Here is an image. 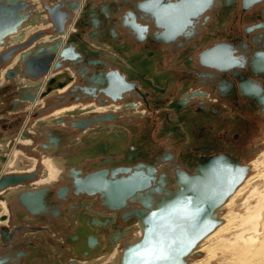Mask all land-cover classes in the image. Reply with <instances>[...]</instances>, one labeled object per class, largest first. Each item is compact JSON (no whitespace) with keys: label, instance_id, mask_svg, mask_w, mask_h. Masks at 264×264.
<instances>
[{"label":"flooded vegetation","instance_id":"af4514ba","mask_svg":"<svg viewBox=\"0 0 264 264\" xmlns=\"http://www.w3.org/2000/svg\"><path fill=\"white\" fill-rule=\"evenodd\" d=\"M89 1L90 8L99 10L100 13L105 16L103 5H99V3L94 2V0ZM128 1L130 2L131 8L124 9L121 19L122 24L128 27V33L134 37L133 39L126 41L129 42L131 48H139L138 54H130L129 57H127L128 60L123 59V62H120V59H118L116 62L117 57L113 52L116 51L119 53L120 48L112 45L113 47L110 48V52L107 51L108 55H104L106 59L114 63L108 65L106 62L102 61L99 56H95V51L92 49L94 46L87 43V41L85 43L75 41V48H73L74 44L71 45V42L74 41V39L73 36H71V42L68 46L69 51L65 53V59L57 57L56 61L62 64L58 70H61L63 66H68V68L73 69L74 75H77L78 77L76 78V81L72 83V87L65 95L56 96L57 98L54 99L55 101L53 104L60 103L56 100H63L64 98H68V100L69 98L74 99V101L77 102L80 99L89 98V100H94V103L99 106H120L119 110L114 114L105 113L103 115H90L87 118H75L72 121V127L76 128L75 131L81 132H79L78 135L84 137L87 134H91V130L94 129L101 132L104 131L110 123L113 124L114 127L119 126V124H121L119 122L121 121H119V118L117 119V117L125 109H129L134 116H137V114H140L137 112L140 105L138 101H142V99L144 100L146 94H152L154 96L152 101L155 108H161L165 105L166 108H168V110H166L167 113H165L166 116L162 119V124L166 122V126H163L164 128L160 129L159 134L168 142L166 147L167 151L162 157H149L147 153H141V146L138 144L133 148L126 150V153H120V150L117 152L106 153V149L110 148L107 144H102L101 140H88L80 136L82 139L81 143H84V146L88 148L85 152L89 155L87 156V159L93 160L90 162L88 161L89 163L83 161L81 163L78 162L69 165L70 167L65 172L67 175H64L65 177L63 178L66 182L63 184V187L61 186L57 189L58 195L62 199H66L68 195H75V193L78 192V183H75V178H83L99 171H107L109 174L115 172V177L118 178L123 175V173L119 172L121 169L130 168L131 172H134L136 165H141L139 170L142 172L147 173L148 168L153 169L154 171L151 175L153 179L151 180L150 188L145 193H142L143 197L151 196L153 198V204L160 199L172 197L178 189L186 191L187 198L195 197V194L191 193V188L197 186L207 195H213L212 188H214V194L215 191L216 194H220L222 191L227 190V187H229L234 179L238 177L239 173L236 169H246L245 176L239 185L234 188V192L241 183L244 182L250 169L249 165L244 161L249 153L247 150L248 148L245 147L247 146L248 141L242 134L243 132H248L253 126L249 120L247 122L250 125H242L241 122L244 118H242L241 115L248 114L254 117L258 114L256 110L260 113L264 112V46L263 50L259 49L253 51V55H250L249 51L251 50H248L250 46L246 44L245 41H240L239 38H227L225 35L226 33L223 31V25L220 24L223 22L222 16L227 13L228 10L229 12L233 9H241L245 11L254 3L259 1L264 2V0H205V2L207 4L209 2V4L204 12L191 19L190 23L185 20V26L182 29L180 28L178 32L175 29L173 32L170 30V32L167 33H164L163 28L161 29L157 27L155 18L152 14L151 16L145 15L138 8V4L145 1H151L148 5V9L151 13L156 11L167 12V10L171 8H180L176 5L183 0ZM198 1L199 0H195L194 4L193 2H188V4H193L199 8L200 4ZM125 2L127 3V0H125ZM126 3L123 5L115 4V13L108 12L106 15V19L108 17L110 21V27L108 30L109 35L104 38L106 42L113 39L114 41L117 39L123 40V38H120L113 33V20L114 14L124 8L127 5ZM218 8L223 13L221 14V19L217 20V23H213L212 18H214V11L218 10ZM182 9H187V7ZM133 20L140 23L143 27H146L145 25L148 27L139 32L132 28ZM147 20L151 22L150 28L149 24L146 22ZM109 21L107 20V22ZM90 26L95 28L93 19L90 22ZM250 29L251 26H248L244 29V32L247 33ZM55 30L56 29L53 30V33ZM79 35L80 34H78V36ZM87 37L90 39L88 41H93V43L94 40H99L94 31H90L89 33L87 31ZM133 41H135V43H133ZM211 43H213V45ZM89 46H92V48H89ZM218 46H221L222 49L228 51H235L234 56H236L239 61V63L236 64V67H233L226 72L218 71L215 67L209 64L229 63L217 62V60L212 59L214 58L212 55L206 57L204 60L205 63L201 62V55L204 52L212 50ZM164 47H173L176 50L182 48V50L195 49V51H199V53L195 54L192 59L190 58L185 62H181V65L190 68L191 63V68H193L195 75L202 77L203 79L211 80L212 84L209 85L210 90L204 89L208 90L206 91L208 94L204 91H193L192 84L188 83L186 80H182L183 78H179V80L182 81L178 82L181 85V88H179L178 91L177 88L172 85L174 78L172 76L170 77L166 70L160 73L157 72V65L154 63L155 60L153 56L156 58L159 57V53H163L161 49H164ZM6 51L7 50H5L0 57L4 58ZM143 55L144 57L147 56L151 63L147 60H141ZM70 57H74L75 61L70 59ZM193 63H197L198 67H194ZM95 68H101V70L92 71V69ZM116 70H120V74L124 77L122 80V91L119 93L113 91L104 93L103 90L108 89V85L105 84V81H107L105 78ZM88 72L90 73L88 74ZM63 73H65V71H62V73L59 74ZM153 73L156 75H152ZM109 78L113 79L114 76L111 75ZM159 78H163L165 81L161 82L159 81ZM62 79L64 80L63 77ZM169 79H171V81H169ZM170 91L173 93V96H171L165 103V101L162 100L164 99L163 96H168ZM175 91H177L176 94L178 95L175 94ZM180 91H186L184 94L185 96L180 95ZM31 95L28 93L24 96L28 97ZM205 97H207V99ZM212 97H214V99ZM192 99H195L194 103H191ZM222 101L229 103L232 108H237L236 110L239 112L236 111L229 114V117L226 116V119L223 118L224 111L221 106L218 105L220 103L224 104ZM189 103L195 106L200 117H196V114L189 113L191 114L188 118L189 122L181 123V121H183V115L182 113L177 115L176 112H179L177 110L180 108H191V104L189 105ZM170 110L176 113V117L169 114ZM34 112L39 113V110L36 108L34 109ZM179 125H183L186 130L183 132H177ZM162 131L165 132L163 133ZM8 134L13 133L9 132L7 125H2L0 128V139L8 137ZM15 134L16 130L13 136H15ZM97 135H101L102 139L106 137L103 132ZM114 139L116 141L118 140L116 136H114ZM133 141L134 143L140 142L137 137H134ZM42 147H46V144L43 142L40 143V148ZM39 150L44 151L42 149ZM50 151L54 152L52 149H50ZM99 153L104 154H101V157L99 158H96L95 156L92 157V155ZM4 158L5 156L1 149L0 161H3ZM36 174L37 171L25 176H35ZM207 174L208 176H206ZM177 176L185 180V182H182V185H178ZM197 178L198 182L195 183ZM206 181L208 186L205 184ZM65 184H67V186H65ZM86 198L93 200L92 203H94V205L97 204V206L104 209L106 212L113 213L107 209V205L104 203L105 199L102 198L101 195L98 194ZM223 205L220 207V212H222L221 208ZM132 207L135 206L133 205ZM132 207L130 209H132ZM114 212L116 213V216L127 225V227H129L128 225L131 223L134 224L136 222L127 209H119ZM220 217L221 213L219 219ZM127 227L123 230L125 235L126 232L128 233L132 230ZM59 254L61 253L59 252Z\"/></svg>","mask_w":264,"mask_h":264},{"label":"rangeland","instance_id":"374dc122","mask_svg":"<svg viewBox=\"0 0 264 264\" xmlns=\"http://www.w3.org/2000/svg\"><path fill=\"white\" fill-rule=\"evenodd\" d=\"M84 1L86 2V6H84L82 8V10L79 14V21L76 23V25L79 27V31L74 30L75 32L72 35L74 41L71 42V45L74 44L73 48H75V44H76L75 41H81L84 43L87 41V43L93 44V41L92 42L88 41L90 39L87 37V31L85 29V28L89 27V28H91L90 31H94L95 35L99 39L98 40L99 42L97 40L94 41V43L97 44V46L93 45L94 47L92 48L95 51V56L96 57L99 56L100 59H102V61L106 62L108 65L114 64V63L110 62L108 59H106L104 56V55H108L107 54L108 50L101 52L100 50H104V48H102L101 46H98V45H104L105 43L107 44V42L104 38L106 36L108 37V35H109V32H108L109 29H107L108 26L106 24L107 20L109 21L108 17L106 19V15L108 14V12L105 11V16L102 15V13H97V14H95L94 18L93 17L92 18L91 17L85 18V15L84 14L82 15V12L84 9H87V10L90 9L93 11H97V10L90 8V1L89 0H76V2H80V3L84 2ZM102 1L103 0H94V2H98L99 5L103 4ZM27 2L29 3V10H28L29 12H27V14H29L28 19L30 21H34L35 23L33 26H35L37 24V22H39L38 17L35 19L33 18L35 16V12H36L35 11L36 5L31 3L30 0H27ZM59 2L63 3V2H66V0H61V1L60 0H56V1H53V0H51V1L50 0H42L41 1L40 0L41 8L43 10L42 14H45L47 17V19L44 21L45 23H47V25H49V23H51V21H50L48 15L46 13L44 5L48 4V5L52 6L54 3H59ZM124 3H126L125 0H123V1L116 0L114 2V5L115 4L123 5ZM126 4H127L126 5L127 7L125 6L119 12L114 14V20H113V33H115L118 37L123 38V40L117 39L120 42H125L126 40L134 38L131 36L130 33H128V31H129L127 29L128 27L124 26L122 24L121 15H122V13H124L123 12L124 9H130L131 8L130 2L128 0H127ZM98 8H99V6H98ZM114 8H116V7H114ZM222 13L223 12L220 11L219 8H218V10L214 11V15H213L214 18H212L213 23H217V20L221 19ZM74 15H73V17H74ZM73 17H72V19L68 20L66 25L70 26L73 24V20H74ZM222 18H223L224 24H223V22H221L220 25H223L224 29L223 28L222 29L226 33L225 35L227 36V38L228 37L229 38H239L240 41H245V43L251 47V48L249 47V49H248V50H251V51H249L250 55H253V51H256L259 49L263 50V46H264V2H262V1L256 2L249 9H247L245 11L241 10V9H233L229 12V10H228L227 13H225L222 16ZM92 19L94 21L95 28L90 26V22ZM40 23H41V21H40ZM40 23H39V26H40ZM85 23H88V25H85ZM248 26H251V29L247 33H245L244 29ZM28 27H32V26L22 27L21 30H23L24 28H28ZM44 28L45 27H42L40 29H34V31L25 40L22 41L23 44H27L28 41L33 36H35L39 32H43V34H41L39 38L35 39L32 42V44L28 45L25 49L30 48L33 44H35L37 41H39L43 37H46L49 35L50 36L55 35L53 33V30L56 29L55 27L54 28L48 27L45 29ZM90 31H88V33ZM78 34H80V35L78 36ZM62 38H63V36H62ZM227 38H226V40H227ZM52 43L53 42L50 41V42H44V43L42 42L41 44L42 45L45 44L46 46L45 45L44 46L46 48H48L51 46ZM64 43H65V41L61 42V45H64ZM133 43H135V41H133ZM211 44L213 45V43H211ZM13 46H15V44L14 45H8L6 48L4 47V48L0 49V55H2V53L5 50L10 49ZM97 49H99V50H97ZM24 50L14 52L12 58L7 60L6 62L0 61V99H1L2 103H4L6 105V107L0 109V128L2 125H7L9 132L13 133V134H8L7 135L8 137H3L2 139H0V145L5 144V143H1V142H3L4 138H8L6 141L8 145L6 144L5 148L3 149V155L5 156V158L8 156L7 151L9 152V149L11 150V147L14 145V142H16V143L18 142L17 145L19 147H16L15 149H13V151L17 149V151L18 150L21 151L23 153V155L26 156L27 158H30L33 160L36 159V160H34L36 162L34 169H35V171H37V174L35 176H33L32 180H29L26 183H20L17 187H19L21 185L22 186L26 185L29 182H30L29 184H31L32 182L41 179L45 175L44 166H43V163H41V160L45 156L51 157L54 160L55 165L59 164V166L57 165L58 166L57 169H58V171H60L61 177H59V178H61L62 180L61 179L59 180V178L57 179V177H56L57 180L55 179V181L53 182V183H56L54 185L52 183V185L48 184V185L44 186V188L42 187L41 189H39L40 188L39 186L32 188L34 190H31V193L33 191H37V190H43V191L47 190V191H49L48 195H50L49 199H48L47 195H43L42 198L40 199L41 207L43 208V211H45L42 215L34 217V215L30 214L31 218L38 219L39 224L28 225L26 223H20V224H14V225H9V224L7 225V224L0 222V238H2V236H3L1 232L5 230V234L7 237L9 235L13 236L11 242H13V243L15 241H19L21 243L23 242L22 245L24 247L31 248L30 254H32L33 259L35 258L37 261L40 260L38 262V264H41V258H43V262L46 261V263H43V264H51V263L55 264L56 262H57L56 264H69V263L75 262L74 260H76V264L85 263L86 262L85 259H87V257L84 254L79 253V251L81 252L82 250L86 251V253H90V255L93 254L92 255L93 257L97 253H99V254L103 253V255L104 254H108V255L110 254L111 255V252H114L113 250H115V254L117 252H118L117 254H120L122 251L123 245L126 242H130L135 237L137 232H139V229H137V228L133 229L134 232L131 231L130 234L125 235L123 233V230L126 229L127 225L124 222H122L118 218V216H116L115 218H112L114 216L112 214H115V212H113V213L105 212V216H103L101 213V212H103L101 210V208L99 206H97V204L94 205V203H92L93 200H91L89 198L86 200L85 196H76V195H68L67 196L66 195L67 196L66 199L56 198V195L58 194L57 189L61 186L63 187L64 186L63 184L66 182V180H64L63 178L65 177L64 175H67L65 172L70 167L69 165H72L73 163L75 164L78 162L81 163L83 161H87L86 163H89L90 161L93 160V159H90V160L87 159V156H89V155L86 154L85 152L87 151L88 148L86 146H84V143H81L82 142V139L80 137L81 135H78V133L80 131L77 132V131H75L76 128L72 127V123H73L72 121L74 119H72L71 116H68L63 121L61 120L62 122L61 121L56 122L55 127L52 126L48 122H45L44 123L45 125L44 124L38 125V123H40L42 119L46 120V118L49 115L53 114L58 109L69 107L70 105H73V104L94 103V100H89V98H88V99H82V100L80 99L77 102V101H74V99L69 98V100H68V98H64L63 100L62 99L56 100V101H59L60 103L53 104L55 101L54 99L57 98L56 96L48 97L45 99L42 98V100H40L38 102V104H35V108H34V109L37 108V110H39V113L34 112V109L29 107L30 104L28 101L19 99L20 95H25L28 93L32 94V92L34 91L32 89H29V91H26L29 87L25 83L22 84V82L20 81L19 78L18 79L16 78L17 76H19L20 73L25 74L24 68L18 69L17 66H13L12 69H14V70L17 69L16 71H18V70L20 71V73H18V75L15 74L13 76V78H11V77L6 78L7 73L3 74L6 71V69L12 65L15 57H17L18 54L23 53ZM161 50L163 51V53H159V57L156 58L153 56V58L155 60L154 63L157 65V72L158 73L166 70L170 77L174 76V80H173L172 85H174V83H177L179 81L186 80V81H188V83L192 84V87L194 89L193 91L198 90V91L206 92V91L210 90L209 85L212 84L211 80L203 79L202 77H198L197 75H195L193 68H191L192 67L191 63H190V68H186V67L181 65V62H183V61L185 62L190 58L192 59L195 54H198L199 53L198 50L197 51H195V49L194 50H188V49L182 50V48L176 50L173 47H170V48L164 47V49H161ZM113 54H114V52H113ZM122 56H123V58H120ZM116 57H117L116 62L118 61V59H120V62L121 61L123 62V59H125L126 57H129V55L117 54ZM141 60H147L148 62L151 63L150 59L147 56L144 57V55L142 56ZM174 61H175V65L173 64ZM197 65L198 64L195 63L193 66L198 67ZM67 68H68V66H63V68L61 70H56L53 73L54 74L55 73L56 74L62 73V71H66ZM94 70H101V68L100 69L99 68L92 69V71H94ZM142 70H143V68H142ZM198 72H199V69H198ZM89 73L90 72H88V74ZM2 74H3V76L1 77ZM68 74L72 77H75V81H76V78L78 77L77 75H74V74L72 75L70 73H68ZM152 75H156V74L153 73ZM179 78L180 79L183 78V79L179 80ZM27 79H29V78H27ZM29 80H31L34 83L37 82V80H32V79H29ZM75 81H73V82H75ZM159 81L163 82L165 80H163V78H161V79L159 78ZM169 81H171V79H169ZM204 89H208V90H204ZM169 93L170 94L168 96H166V97L163 96L164 99H162V100H164L165 103L170 99L171 96H173V93H171V91ZM185 93H186V91H183L180 93V95H184ZM59 96H61V95H59ZM214 97H215V95H214ZM214 97H212V98L214 99ZM205 98L207 99V97H205ZM153 99H154V96L152 94H149V95L146 94L144 100L142 99V101L141 100L138 101L140 103V105H139L137 112L140 114H137V116L136 115L134 116L133 113L129 109H125L122 113H120V115H118L117 119L119 118V121H121L119 123H121V124H119V126H116V127H114V125L111 123L109 124L110 126L107 125V127L104 129V131H102L103 134L106 135L105 138L102 139L101 135H97V134L102 133L101 131H98L97 129L91 130L92 131L91 134H87L86 136H84L82 138H85L88 140H96V139L101 140L102 144H107L110 148V149H106V151H105L106 153L117 152L118 150H120V153H126V150L131 149L135 145L139 144L141 146V153L145 152V153H147V155L149 157H154V158L162 157L163 154L167 151L166 147L168 145V142L166 139L161 137L159 134H160V129L164 128L163 126H166V122L162 124V119L164 116H166L165 113H167L166 110H168V108H166V105L161 107V108H155V106L153 105V101H152ZM194 102H195V99H192L191 103H194ZM165 103H163V104H165ZM191 103H189V105ZM222 103H224V104L220 103L218 105L221 106V108L224 111L223 118H225L226 116L229 117L228 116L229 114H232L236 111L239 112L238 110H236L237 108H232V106H230L229 103H226L225 101H222ZM94 104H96V103H94ZM190 107H191V108H189L190 110L180 108L177 110L179 112L175 111L177 113V115L182 113L183 121H181V123L189 122L188 118L191 115L189 113L196 114L195 115L196 117H200V114L195 109V106L193 104H191ZM256 112L258 114H256L254 117L252 115H248V114H242L241 115L242 118H244V120L241 122L242 125H245V126L250 125L247 122L249 120L253 126V128H251L248 132H243V134H242L243 137L248 141L247 146H245V147H247L248 148L247 150L249 151L248 155L244 159L246 164L249 165V167H250L246 178L253 176L258 172L257 169L253 168L254 166L251 162L253 160H255L258 157V155L264 150V112L260 113V112H258V110H256ZM176 113L172 112L171 110L169 111V114L173 117H176ZM33 127L34 128L36 127L35 130L32 129ZM69 128H71L75 132L71 131V133H70ZM23 129H24V131H26L28 133V135L25 138L17 136L18 134L21 133V131H23ZM15 130H16L17 135L15 134V136H13L15 133ZM184 130H186V129L183 127V125H179L177 132H183ZM40 132H41V134H40ZM162 132L164 133L165 131H162ZM38 135L39 136L42 135V136L39 137ZM55 135H56V137H58L57 140L54 138ZM114 136H116L118 138L117 141L114 139ZM86 137H89V138H86ZM134 137H137V139L140 140V142L134 143V141H133ZM26 140L29 142L23 143ZM41 142L45 143L46 147L40 148ZM61 146H62V148L58 149L57 152H55V151L51 152L50 151V149H53L55 147L57 149ZM39 149H42L44 151H40ZM13 151L11 150L12 153H13ZM50 154H51V156H50ZM101 154H104V153L92 155V157L95 156L96 158H99V157H101ZM60 156H64V157L68 156V158L65 159L63 162H60L61 160L59 162H57L56 160H58L60 158ZM54 157H58V159L54 158ZM5 158L3 159V161H0V170H2V164L5 161ZM23 161H25V160H23ZM56 162H57V164H56ZM8 173H6V175H12L10 172H8ZM18 175H20V174H18ZM24 175H29V174H24ZM55 186H57V189L54 191L55 193L52 194L50 192V190L52 188H54ZM65 186H67V184H65ZM17 187L6 188V190L17 188ZM29 189H30V187L28 188V190ZM6 190H3L0 193L6 192ZM25 191H27V190L23 189L19 193L22 194ZM90 201H91V205L93 204L91 207L95 211V212H93V214H95V216H93L92 221H90L89 217H87L86 215H84L82 212L79 211L82 209H87L85 207V204H87V202H90ZM10 202H12V196L9 199V203ZM54 203H56V205L54 207H51L50 205L54 204ZM73 204L74 205L75 204L76 205L77 204L78 205L83 204V206H82L83 208L81 206H79V207L73 206ZM10 207H9V209H10ZM91 207H89V208H91ZM10 210H12V209H10ZM10 210H9V213H10ZM54 210L55 211L59 210V211H61V213L58 211L57 215H54L53 214L55 212ZM72 211H74V212H72ZM226 212L227 211L223 209L221 212V216L224 215ZM66 215H67V217H70L72 219V220L70 219L71 220L70 222L67 220V222H69V225H68V223L65 222L64 217ZM47 216H48V218H47ZM52 218H55L54 222L58 224L57 230H59V231H56L57 234L56 233L53 234L50 231V228L53 224V222H51ZM84 219H85V221H84ZM43 222H46L48 224L50 223L51 226H49L48 224L43 223ZM82 222H83V224H82ZM85 224L87 225L86 227H85ZM131 225L134 226V228H135V227H137L138 224H137V222H135L134 224L131 223ZM18 227H21V229H19ZM87 227H89V228H87ZM77 228H79L80 230L82 229V231H84L86 229L85 232L88 231L89 234L88 233L85 234V232H82ZM67 231H69V232H67ZM78 231H80V232H78ZM93 232L95 234H93V235L90 234ZM40 233H43V235L48 236V237L52 236L53 242H57V243L59 242V245L57 247H55L57 252H55V253H53L52 251L50 252L48 250V245L46 243L43 244V240H40V238L35 236V235L40 234ZM82 235H86L85 236L86 238L83 239L84 237ZM66 237H67V239H66ZM101 237L103 240H101ZM41 239H42V237H41ZM79 239H81L82 241H79ZM105 239H106V241H105ZM9 240L10 239L8 238V243H9ZM83 240H85V241H83ZM77 241H79V243ZM82 242H84L83 244L85 245V247L83 244H81ZM85 242H86V244H85ZM36 245H38V246L42 245V250L39 249V251H37L38 253L34 249ZM79 245H82V246H79ZM23 246L21 248H19L18 250L24 251L25 248ZM79 247L80 248L83 247V248L80 250ZM77 248H78V250H77L78 252L76 251ZM6 249H7L6 247H0V255H3L2 253L5 252ZM40 250L47 252L46 255L45 254L42 255V252ZM116 250H117V252H116ZM59 252L60 253L62 252V253L59 254ZM64 252H66V253H64ZM48 253L55 254L58 257V260H57V257H53L52 255H50ZM72 255L74 257H72ZM99 257H101V256H99ZM202 257H204V254H202V253H199V255L193 254L190 256V258L188 260V264L191 260L200 259ZM105 264H111V262L108 261Z\"/></svg>","mask_w":264,"mask_h":264},{"label":"water","instance_id":"95a60500","mask_svg":"<svg viewBox=\"0 0 264 264\" xmlns=\"http://www.w3.org/2000/svg\"><path fill=\"white\" fill-rule=\"evenodd\" d=\"M150 2L139 3L138 8L145 15L151 16L152 14L155 18L156 26L161 29L163 28L164 33L170 32V30L173 32L175 29L178 32L180 28L182 29L185 26V20L190 23V20L204 12L209 4L205 0H199L200 7L198 8L193 5L195 0H183L176 5L180 8H171L167 12L156 11L151 13L148 9ZM188 2H193V4L189 5ZM44 6L49 19L56 28L54 31L55 36H49L53 43L48 48L40 45L43 48L32 51L33 55L31 51L20 54L26 77L37 81L45 77L44 75L48 74L49 71H56L61 67L62 64L57 61L52 69H50L49 65L56 56L65 59V53L69 51L68 46L71 42V37L65 40L64 45H61V42H63L62 36L65 35V26L68 20L79 9L76 0H66L65 3L59 2L54 3L52 6L47 4ZM184 7H187V9L183 10L182 8ZM28 10L29 3L27 0H0V48L6 47L8 38L17 36L12 40V43L16 45L7 49L5 57H0L1 61L6 62L11 59L15 51L26 48L37 36L43 34V32L37 33L25 45L17 44L23 37L22 33H20L21 28L33 26L35 23L28 19ZM133 22L132 28L139 32L148 27L147 25H145L146 27L141 26L135 20ZM234 52L233 50H220L218 47H215L201 55V62L205 63L206 57L212 55L217 62H227L229 64L218 63L209 65L215 67L218 71L226 72L236 67V64L239 63L237 57L234 56ZM30 54L32 55L31 57H29ZM70 59L75 61L74 57H70ZM14 75V72L10 71L6 75V78L13 77ZM111 75L114 76L113 79L109 78ZM105 79L107 80L105 84L108 85V89L103 90L104 93H108V91L119 93L122 91V80L124 77L120 74V70L113 71ZM55 82L54 78L50 79L42 96L48 95L52 84H55ZM56 84L58 88L63 86V83ZM37 87H40V85L37 84ZM35 98L36 96L34 95L28 97L20 95L19 97L20 100L31 102L35 101ZM140 167L141 165H136L134 172H131L130 168L121 169L119 172L123 173V175L118 178L115 177V172L109 174L107 171H99L83 178H75V183H78V192L75 195L93 197L99 194L105 199L104 203L107 205L109 211L114 212L119 209H127L132 218L137 221V226L141 232L140 236L136 240H131L123 245L122 251L114 264H188L190 256L197 249L201 241L220 225V207L231 196L234 188L242 181L246 169H236L239 173L238 177L227 187V190L222 191L220 194H216V191L214 194V188L211 187L213 195H207L197 186L191 188V193L195 194V197L187 198L186 191L178 189L172 197L160 199L153 204V198L151 196L143 197L142 193H145L150 188L151 180L153 179L151 175L154 171L148 168L147 173H145L139 170ZM32 179L33 176L14 175L3 177L0 179V191L6 187L18 186L21 182H27ZM177 180L178 185H182L183 181L185 182L179 176H177ZM197 182L198 178L195 180V183ZM205 184L207 185V181ZM48 194L49 191L47 190H37L32 193H25L20 201L25 205L26 210L36 217L45 212L41 207L40 199L43 195H47L49 199L50 195ZM56 198L62 199L58 194ZM55 205L56 203L50 206L54 207ZM133 205L135 207H132ZM131 207L132 209H130ZM56 213L57 211L53 214L57 215ZM36 220L35 222H38ZM18 228L21 229V227ZM1 233L3 236L0 247H6L7 249L2 253L3 255H0V264H38L40 260L35 261V258L33 259L32 254H30L31 248L25 247L24 251H19L18 249L23 246V242L15 241L13 243L11 242L13 236L9 235L7 237L5 230ZM8 238L10 239L9 243ZM83 253L86 252L83 250ZM84 255L87 256L90 253Z\"/></svg>","mask_w":264,"mask_h":264},{"label":"bare ground","instance_id":"6f19581e","mask_svg":"<svg viewBox=\"0 0 264 264\" xmlns=\"http://www.w3.org/2000/svg\"><path fill=\"white\" fill-rule=\"evenodd\" d=\"M30 2L36 5L35 8H36V10L39 13V16H38L39 22H37V24L35 26L28 27V28H24L23 30L20 31V33H22V36L23 37L17 43L19 45L20 44L21 45H25V44L22 43V41L25 40L34 31V29H40L42 27H45V28H48V27L49 28H54V25L52 24V22L49 23V25H47V23L44 22L47 19V17H46L45 14H42V11L43 10L41 8L40 0H30ZM63 3H65V2H63ZM238 3H239V1H238ZM77 5L78 6L80 5L78 11L75 13V15L72 14V16H71V19H72L73 15H74V17H73V19H74L73 20V24L70 25V26H68V25L65 26V35L63 36L64 39H62V40H66L67 38H70L74 34V32H75L74 30L79 31V27L76 25V23L79 21V13L82 10V8L84 6H86V2L85 1L82 2V3L77 2ZM40 21H41V23H40ZM146 22L149 24V28H150L151 22L149 20H147ZM39 23H40V26H39ZM106 24L108 26L107 29H109V27H110V25H109L110 24V21L108 23L106 22ZM85 25H88V23H85ZM85 29H86V31L91 30V28H89V27H87ZM49 36H46L45 38H42L41 40H39L40 42L39 41L37 42V44H39L38 46H37V44H35V45L33 44L34 45L33 48H31L33 46L32 45L30 48H27V49L23 48L21 50H24L25 49L24 52L31 51V53H32V51H34L36 49L38 50V48H40V49L43 48V46H40V45H42L41 44L42 42L43 43L44 42H50L51 40H50ZM16 37L17 36L10 37L7 40L6 47L8 45H14V43H12V40H14ZM39 37H40V35L37 36L36 39L39 38ZM51 37H53V36H51ZM43 39L44 40L47 39V40L46 41H42ZM92 45H95V43H93ZM104 45H101V47L104 46ZM96 46H97V44H96ZM2 48H4V47H1L0 49H2ZM108 48L110 50V47H108ZM218 49L222 50V48L220 46H218ZM106 50H107V48L104 47V50H101V51H106ZM20 54H18V56L15 57L13 63L11 62L12 65L10 67H8L6 69V71L4 70L5 72L3 74H6V73L8 74L10 71L14 72V74H17V75H18V73H20L19 70L16 71L17 69L16 70L12 69L13 66H17L18 69L19 68L22 69V67L24 68V65H22L23 62H21V59H20ZM32 55H33V53H32ZM32 55L30 54L29 57H31ZM125 59L128 60L127 57ZM212 59H214V58H212ZM56 60H57V56L54 58V60L49 65L50 69H52V67L55 65ZM24 72H25V69H24ZM53 72L54 71H52V70L49 71L48 74H45L44 75L45 77L39 79L35 83L32 82L31 80L27 79L26 75L23 74V73H20L19 76L16 77V78H19L21 80H25V81L22 82V84L25 83L29 87L26 91H29V89L34 90L32 92V94L34 96H36V98H35V101H33V102L28 101L29 104H30L29 105L30 108L34 109L35 108V104H38V102L40 100H42V98L45 99V98H48V97L62 95L64 92H66L68 90V89H65L67 87V85H69L73 81H75V78L74 77H72L69 74H67L68 71L65 72L66 74L63 73V74H57V75H54ZM72 72L74 73L73 69H72ZM3 74L1 75V77L3 76ZM62 77L64 78V80L62 79ZM11 78H13V77H11ZM51 78H54L56 80V82H55V84H52V88L48 92V95L47 96H42V93L45 91L46 85L50 82V79ZM56 83H63V86L60 87V88H58V87H56V85H57ZM37 84H39L40 87H37L36 88V85ZM41 88H42V91H39V89H41ZM29 95H31V94H29ZM119 107L120 106H116V105L98 106L97 104H94V103L73 104V105H70L69 107H65V108L58 109L55 112L53 111L54 112V113L52 112L53 114L49 115L46 118V120H43L42 119L41 122L38 123V125H42L45 122H48V123L54 125L56 122H60L61 120L63 121L64 120V118H63L64 116L77 117L79 115H82V114L84 115V114H87L89 112H94L96 110L103 111L104 114L105 113H112L113 114V113H115V112H117L119 110ZM33 130H35V129H33ZM24 134H25V132L23 134H18V135L16 134V135L19 136V137H22ZM26 136H23V138H25ZM7 139L8 138H5L4 141L1 142V143H5V144L0 145V149L3 150L5 148V145L7 144V142H6ZM17 143L14 142V145L11 147V150L12 151H13V149H15L17 147L16 146ZM11 150L9 149V152L7 151L8 156L5 158V161L2 164V170H0V179L3 178V177H11V176H14V175L15 176H18V174L6 175V173H8V171H10V170H15V171H19L18 169H20V170H22V169H25V170L29 169L30 170L31 168H34L33 166L36 165L35 164V161H34L35 159L34 160H29V158L28 159L27 158H23L20 155V152L21 151H19V150L17 151V149H16L12 153ZM99 152H101V151H99ZM50 156H51V154H50ZM54 158H56V157H54ZM61 159L63 160V158H61ZM23 160H25V161H23ZM56 161L59 162L60 159H58ZM42 162L45 165L44 170H45V174L46 175H45V178H43V180H46L47 181V182L43 183L45 185H41L38 182L39 180H37V181L32 182L31 184H29L30 183L29 182L28 184L23 185V186L22 185L19 186V187L15 186L17 188L7 189V190L4 189V190H6V192L0 193V222L1 223L7 224V225L8 224L11 225V222H12V220H11L12 219V212L11 211L12 210H10L11 209V207H10L11 206V204H10L11 202L9 203V199L13 195L16 196L17 191H19V190L22 191L23 189H27V187L28 188L29 187L30 188H34V187H36L38 185H40L39 186L40 187L39 189H41L42 187L44 188V186H46L48 184L52 185V183L55 181L56 177H58V178L61 177L60 176V171H58V169H57V167L59 166V164H57V162H56V164L58 166L55 165L54 164L55 162H54V160L51 157L45 156ZM60 162H63V161H60ZM251 163L254 166L253 168L257 169L258 172L255 175L246 178L245 181L241 183V185L233 192V194L225 202V204L221 208V211L224 209L227 212L220 217V219H221L220 220L221 221L220 225H218L210 234H208L201 241V243L198 245L197 249L193 252V254H195V255L196 254L199 255V253H202V254H204V257H202L200 259L191 260L189 262V264H264V150ZM34 171L35 170L31 171L30 173L25 172L23 174H20L19 173L20 174L19 176H25L24 174H29L30 175V174H33ZM51 176H53V178H51ZM60 179L61 178H59V180ZM43 180H42V182H43ZM54 184H56V183H53V185ZM16 189H17V191H16ZM2 191H3V189L0 192H2ZM25 192H23L22 194H24ZM22 194L21 193H18L17 196L18 195H22ZM86 199H88V198H86ZM73 206H77L78 207L80 205H78V204L77 205L76 204L74 205L73 204ZM87 206H88V208L92 206L91 205V201L90 202H87V204H85V207H87ZM9 207H10V209H9ZM9 210H10V213H9ZM101 210L103 211V212H101L102 215L105 216V212L106 211L104 209H101ZM112 215H114L113 217H115L116 216V213L115 214H112ZM47 218H48V216H47ZM64 218H65V220H67V218H68V221L69 222L72 220L70 217H67V215ZM84 221H85V219H84ZM46 224H48V223H46ZM82 224H83V222H82ZM86 224H85V227L87 226ZM48 225L51 226L50 223ZM128 226L129 227H127V228L132 229L131 231H133V229H136V228L139 229L138 226L134 228V226H132L131 224L128 225ZM87 228H89V227H87ZM77 229H79V228H77ZM85 230L82 231V229H81L80 231L85 232ZM80 231H78V232H80ZM131 231H129L128 233L130 234ZM67 232H69V231H67ZM86 233H88V231L85 232V234ZM140 233L141 232H140V229H139V232H137V234L135 235V237L132 240H136L140 236ZM90 234L93 235L95 233L93 232V233H90ZM82 236L84 237L83 239L86 238L85 237L86 235H82ZM101 240H103L102 237H101ZM79 241H82V240L79 239ZM79 241H77V242L79 243ZM83 241H85V240H83ZM105 241H106V239H105ZM83 243L84 242H82L81 244H83ZM85 244H86V242H85ZM79 246H82V245H79ZM84 247H85V245H84ZM82 248L79 247L80 250ZM51 250H53V249H51ZM51 250H49V251H51ZM77 250H78V248L76 249V251ZM113 251L114 252H111V255L110 254L109 255L108 254H104L103 255V253H101V254L97 253L94 257L92 256L93 254L92 255H87L86 256L87 259H85V260H86V262L87 261L88 262L87 263L86 262L85 263H79V264H105L108 261H110L111 264H114V263H116L119 254H117L118 253L117 250H116V252H117L116 254H115V250H113ZM41 252H42V255L43 254L46 255V253H47L45 251H41ZM84 252H86V251H84ZM64 253H66V252H64ZM81 253L82 254H86V253H83V250L81 251ZM50 255H53V257H57V256H54L55 254H50ZM99 256H101V257H99ZM72 257H74V256L72 255ZM57 260H58V257H57ZM74 261L75 262H72V261L71 262L74 263V264H76V260H74ZM43 263H46V261L43 262V259H41V264H43Z\"/></svg>","mask_w":264,"mask_h":264},{"label":"crops","instance_id":"0c3cea01","mask_svg":"<svg viewBox=\"0 0 264 264\" xmlns=\"http://www.w3.org/2000/svg\"><path fill=\"white\" fill-rule=\"evenodd\" d=\"M116 0H103L102 2H103V7H104V11H107V12H113V13H115L114 12V2H115ZM121 1H123V0H121ZM35 16L33 17L34 19L35 18H37L38 16H39V13H38V11L35 9ZM97 13H100V11H93V10H90V9H84L83 10V12H82V15L84 14L85 15V18H94V16H95V14H97ZM81 17V16H80ZM43 38H45V37H43ZM42 39V38H41ZM40 39V40H41ZM62 39H64V38H62ZM47 40V39H46ZM46 40H42V41H46ZM63 42L65 41V40H62ZM110 41V42H109ZM108 42H107V44H105L104 46H102V48H104V47H106L107 48V50H108V52H110V50H109V48L108 47H113L112 45H115V46H117V47H119L120 49V52L119 53H117L116 51H114V54L116 53V55L117 54H124V55H137L138 54V52H139V48H131V45L129 44V42L128 41H125V42H121L120 43V41L119 40H109ZM38 42V41H37ZM37 42L35 43V44H37ZM40 42V41H39ZM34 44V45H35ZM34 45L31 47V48H33L34 47ZM38 45V44H37ZM108 46V47H107ZM90 48H92V46H89ZM136 52V53H135ZM120 58H123V56L122 57H120ZM173 64H175L174 62H173ZM23 68V67H22ZM20 69V68H19ZM66 71H68V73H70V74H74L73 72H72V69L71 68H67L66 69ZM65 71V72H66ZM67 73V74H68ZM54 75H57L56 73L54 74ZM173 78H174V76H172ZM18 79V78H17ZM20 81L21 82H23V81H25V80H21L20 79ZM72 83L71 84H69V85H67V87L65 88V89H68L66 92H64L62 95H64V94H66L69 90H70V88L72 87ZM173 87H175V88H177V90L179 91V88H181V85L177 82V83H175L174 84V86ZM190 87V86H189ZM39 91H42V88L41 89H39ZM177 93V91H175V94ZM176 95H178V94H176ZM3 99V98H2ZM4 107H6V105L4 104V103H2V101H1V99H0V109H2V108H4ZM97 114H100V115H103L104 114V112L103 111H100V110H96V111H94V112H89V113H87V114H82V115H79V116H77V117H71L72 119H80V118H87L88 116H90V115H97ZM81 116V117H80ZM66 117H68V116H64L63 118L65 119ZM52 126H56L55 124L53 125V124H51ZM36 128V127H35ZM34 127L32 128V129H35ZM54 130V129H53ZM69 131H70V133H71V131L72 132H75L74 130H72L71 128H69ZM25 132V134L24 135H28V133L26 132V131H24V129H23V131H21V133L20 134H23ZM54 138L57 140L58 139V137H56V135L54 136ZM4 141V140H3ZM25 142H29V141H24L23 143H25ZM17 147H19L18 145H16ZM70 146V145H69ZM71 147V146H70ZM60 148H62V146L61 147H59V148H57L56 149V147L55 148H53L52 150H54V151H58V149H60ZM20 155L23 157V158H27L26 156H24L23 155V153L22 152H20ZM57 159H58V157H56ZM61 158H63V160L61 159ZM68 158V156H66V157H64V156H60V160L61 161H64L65 159H67ZM28 159V158H27ZM44 159V158H43ZM43 159L41 160V163H43L42 161H43ZM29 160H33V159H30L29 158ZM36 160V159H35ZM35 164H36V162H35ZM34 164V165H35ZM43 166L45 167V165L43 164ZM34 167V166H33ZM19 171H15V170H10V171H8V172H10L11 174H23V173H25V172H27V173H29V172H31V171H33V170H35L34 168H31L30 170L29 169H27V170H25V169H22V170H20V169H18ZM19 172V173H18ZM46 175V174H45ZM45 175L41 178V179H39V183L41 184V185H45V184H43V183H45V182H47L46 180H43V178H45ZM51 178H53V176H51ZM58 178V177H57ZM42 180H43V182H42ZM36 183V182H35ZM38 186H40V185H38ZM57 189V186H55L54 188H52L51 190H50V192L53 194V193H55L54 191ZM27 191L25 192V193H31V190H34V189H32V188H30L29 190H28V187H27V189H26ZM16 191H17V189H16ZM20 192V190L19 191H17V194ZM24 193V194H25ZM17 194H16V196L15 195H13L12 196V202L10 203L11 204V209H12V222H11V225H14V224H20V223H26V224H28V225H30V224H39V222H35V220L36 219H34V218H31L30 217V213H29V211H27L26 210V208H25V205L24 204H22L21 203V198L23 197V195L24 194H22V195H18L17 196ZM15 196V197H14ZM17 197V198H16ZM87 200V199H86ZM84 203V202H83ZM81 207L83 206V204H79ZM93 205V204H92ZM83 208V207H82ZM87 209H82V210H79L80 212H82L84 215H86L87 217H89L90 218V221H92V219H93V216L95 215V214H93V212H95L94 211V209L91 207V208H88V206L86 207ZM17 209V210H16ZM56 210V209H55ZM54 210V211H55ZM58 211L59 210H57V213H58ZM60 213H61V211H59ZM72 212H74V211H72ZM56 213V214H57ZM55 218H52L51 219V222H53V224H52V226H51V228H50V231H51V233H53V234H55L56 233V231H59V230H57V227H58V224L57 223H55L54 220ZM67 220H68V218H67ZM67 220H65V222H67ZM36 221H38V219L36 220ZM43 223H46V222H43ZM68 223V222H67ZM69 224V223H68ZM46 225V224H45ZM59 229V228H58ZM57 234V233H56ZM35 236H39L38 238H40V240H41V237H42V240H43V244H47L48 245V249L49 250H51V249H53V250H51L53 253H55V252H57V250H56V248L55 247H57L58 245H59V242L57 243V242H53V238H52V236L51 237H48V236H45V235H43V233H40V234H37V235H35ZM0 242H1V238H0ZM45 242V243H44ZM50 247V248H49ZM25 248V247H24ZM35 250H36V252L37 251H39V249H42V245H40V246H38V245H36L35 246V248H34ZM50 251V252H51ZM38 253V252H37ZM49 254H51V253H49ZM53 256V255H52ZM54 256H56V255H54ZM34 260H36V259H34Z\"/></svg>","mask_w":264,"mask_h":264}]
</instances>
